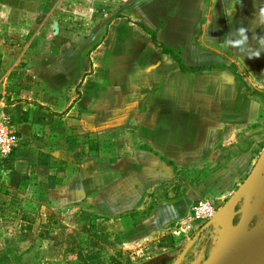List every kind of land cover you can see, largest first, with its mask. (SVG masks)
<instances>
[{
    "label": "crops",
    "instance_id": "1",
    "mask_svg": "<svg viewBox=\"0 0 264 264\" xmlns=\"http://www.w3.org/2000/svg\"><path fill=\"white\" fill-rule=\"evenodd\" d=\"M17 3L21 5L19 12ZM26 5L30 6L34 20L29 23L31 31L29 24L27 31L23 28L26 18L15 19L16 13L22 17L28 13ZM134 5L140 30L129 27L125 0H12L11 3L0 0V36L100 33L102 29L96 27V20L103 21L106 35L99 45L103 59L98 55L91 57L88 68L92 66L95 72L89 76L90 82L104 83L111 71L131 68L132 60L137 74L135 90L141 94L135 110L127 104L121 109L112 107L109 112L93 110L92 113V106L88 107L89 116L103 119L89 122L87 129H83L91 134V139L97 137L95 131L115 134L109 133L111 124L126 113L127 125L119 133V143L108 147L101 142L97 148H90V143L87 149L90 154L85 156L79 155L78 150H68L62 136L65 127L68 128L65 118L59 123L54 121L53 125L59 126L60 143L51 151L44 147L47 155L45 160L40 158V163L34 148L36 135L51 131L50 115H55L24 101L13 104L11 101L20 145L12 153V170L4 172L10 174L7 180L13 184L34 180L35 171L40 168L39 180L55 183L54 191L45 195L53 209L71 206L74 212H80L84 207L109 223H122L129 220L128 214L145 205H154L153 214L142 228L153 234L177 220L179 223L194 202L190 190L201 178L190 179L180 186L171 200L165 198L176 182V167H217L211 180L227 183L222 197L227 200L259 157L256 156V102L251 94L255 95V91L264 94V0H135ZM83 6L88 8L86 19L75 15L77 10H84ZM100 6L115 13L97 15L96 8ZM117 12L119 16L114 17ZM80 24L88 30L85 26L79 28ZM152 37L162 48L153 44ZM136 39L139 43L130 60L129 46ZM163 49L172 54L163 53ZM176 55L185 68L205 70L181 72L174 60ZM233 70L243 84L232 74ZM79 75L74 73L73 80ZM71 103L70 114L74 116L84 101L75 100L72 94ZM178 114H184L185 129L189 126L188 140L180 145L176 134L183 132L172 127ZM23 117L25 122L21 121ZM129 127L134 130V137ZM98 135L101 139V134ZM6 202L0 195V213L5 211ZM10 214L13 221L27 224L22 212Z\"/></svg>",
    "mask_w": 264,
    "mask_h": 264
},
{
    "label": "rangeland",
    "instance_id": "2",
    "mask_svg": "<svg viewBox=\"0 0 264 264\" xmlns=\"http://www.w3.org/2000/svg\"><path fill=\"white\" fill-rule=\"evenodd\" d=\"M6 1L12 2V0ZM125 1L128 3V12L125 16L128 25L139 29L138 23L141 22L134 12L135 0ZM83 7L84 10H77L75 15L79 14V17L86 19L88 8ZM25 8L28 13L24 14V17L21 13H16L15 19L21 21L26 18L27 22L24 23L23 28L25 31L28 29L31 31L32 26L29 23L34 21L32 12L30 6L26 5ZM16 10L21 11L19 3L16 4ZM105 13L113 15L115 12L106 10L104 6L96 8L97 15ZM115 16H119V12ZM28 24L30 27L27 29ZM83 26L88 30L83 24H80L79 28ZM69 27L67 26L66 29ZM96 27H101L100 33H12L10 36H0V93H4L12 104L24 101L37 109H47L49 113L55 115H50L52 118L48 125H51V131L48 134L38 132L36 135L34 148L37 150V163H40L42 158V160L46 159L47 151H43L44 147L50 148L51 151L60 143L59 126L53 125L54 121L59 123L66 118L65 123L68 128L65 127L62 136L65 137L68 150H78L79 155H89L87 149L90 143V148H97L101 142L108 144V147L119 143L121 138L119 133L125 129L127 118L125 113V117L118 116L114 119L109 133L115 132V134L95 131L97 137L91 139L89 136L91 134L83 129L89 122L97 123V120L101 122L103 119L89 116L88 107L92 106V113L93 110L109 112L112 107L121 109L127 104L135 110L138 98L141 99V94L135 90L137 75L135 61L131 60V54L135 55L134 48L139 43V39L133 40L129 46L128 59L131 60V68L111 71V75L105 78L104 83L90 82L89 76H94L95 68L92 66L88 68L89 63H92L91 59L95 55L103 59L99 45L106 35L103 33L105 30L103 21L96 20ZM97 50L99 52L96 53ZM74 73L80 74L76 80H73ZM99 73L104 79L103 70ZM243 89L244 87H241L242 91L245 90ZM72 94L75 100L84 101L74 116L70 114L73 106ZM254 94L251 95L256 102L255 137L258 157L264 149V94L256 91ZM15 97L21 98L15 99ZM133 118L137 120L136 117ZM174 120L172 127L183 132L176 134L177 143L184 144L188 140L189 129V126L185 129L184 114H178ZM13 126H15L14 122ZM98 126H101V123ZM129 128L131 137H134V130L132 127ZM186 132L187 134H184ZM98 134H101V139ZM228 142L231 144V139ZM216 168L215 166L191 169L176 167V182L165 194V198L171 200L180 186L188 183L190 179L201 178L200 182H196L194 188L190 190L191 196H195L193 204L198 200L209 201L218 213L226 202L222 197L227 183L211 180ZM39 170L40 168L36 169L34 180L13 184L7 180L10 174L0 171V195H3L7 201L4 203L5 211L0 213V264H202L216 244L221 239H225L226 234L223 232L228 226L226 223L228 220L226 219L224 225L217 230L215 217L212 221L195 222L190 219L193 204L188 215L179 223L177 220L166 229L153 234L143 231L142 228L153 214L154 205H145L128 214L129 220H124L122 223L119 221L109 223L108 219L88 212L84 207L80 212H74L71 206L53 209L45 195L54 191L52 189L55 183L39 180L41 174ZM17 193L19 195H16ZM243 207L244 200L239 199L230 208L232 212L229 210L231 214L228 213L233 227L237 225ZM12 211H15V215L22 212L27 224L13 221L14 219L10 218ZM263 221L264 197L254 211L249 230L264 226ZM181 228L183 230L178 232ZM186 247L188 248L184 252Z\"/></svg>",
    "mask_w": 264,
    "mask_h": 264
},
{
    "label": "water",
    "instance_id": "3",
    "mask_svg": "<svg viewBox=\"0 0 264 264\" xmlns=\"http://www.w3.org/2000/svg\"><path fill=\"white\" fill-rule=\"evenodd\" d=\"M262 188H264V149L240 186L226 200L224 207L216 212L215 216L224 213L227 217L228 226L223 232L226 236L216 244L202 264H264V226L249 230L254 211L264 197V192H260ZM239 199L244 200L243 212L237 225L233 227L227 210Z\"/></svg>",
    "mask_w": 264,
    "mask_h": 264
},
{
    "label": "built area",
    "instance_id": "4",
    "mask_svg": "<svg viewBox=\"0 0 264 264\" xmlns=\"http://www.w3.org/2000/svg\"><path fill=\"white\" fill-rule=\"evenodd\" d=\"M11 100L4 93H0V160L11 155L18 149L19 140L13 126ZM216 213L213 204L206 200H198L193 204L190 219L204 223L211 220Z\"/></svg>",
    "mask_w": 264,
    "mask_h": 264
},
{
    "label": "trees",
    "instance_id": "5",
    "mask_svg": "<svg viewBox=\"0 0 264 264\" xmlns=\"http://www.w3.org/2000/svg\"><path fill=\"white\" fill-rule=\"evenodd\" d=\"M152 42H153V44H154L156 47L162 48L161 45H158V44L155 42L154 37H152ZM163 53H165V54H172V51H170V50H164V49H163ZM174 60H175V62L178 64L179 69H180L181 72H193V73H195V72H200V71L205 70V68H202V67H201V68H185V67L183 66V64L181 63V60H180L179 58L174 57ZM210 67H211V66H209V68H210ZM232 74H233L237 79H239L240 82L243 84V82H242V80H241V77L236 73L235 70H233ZM25 120H26V119H25L24 117L21 118V121L25 122ZM13 161H14V157H13L12 154L9 155V156L6 157V158L0 160V169H2L3 171H10V170H12V163H13ZM23 218H24V216H23Z\"/></svg>",
    "mask_w": 264,
    "mask_h": 264
},
{
    "label": "bare ground",
    "instance_id": "6",
    "mask_svg": "<svg viewBox=\"0 0 264 264\" xmlns=\"http://www.w3.org/2000/svg\"><path fill=\"white\" fill-rule=\"evenodd\" d=\"M233 207V206H232ZM231 207V208H232ZM231 211V209H228L227 211L230 213V211ZM232 212V211H231ZM216 214V213H215ZM231 214V213H230ZM220 215H221V218H220ZM215 216V215H214ZM262 216V215H261ZM258 217V216H257ZM260 217V216H259ZM215 221H214V223L216 224V230L219 228V227H221L222 225H224L223 223H225L226 222V219H227V217L225 216V214L224 213H219L217 216H215ZM218 219H220V220H218ZM220 221V222H219ZM225 221V222H224ZM227 223V222H226ZM263 223H264V221H263ZM219 224H220V226H219ZM225 227V226H224ZM223 230H221V232H222ZM219 233H220V231H219ZM218 233V234H219ZM220 235H218V237H219Z\"/></svg>",
    "mask_w": 264,
    "mask_h": 264
}]
</instances>
